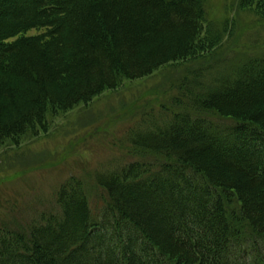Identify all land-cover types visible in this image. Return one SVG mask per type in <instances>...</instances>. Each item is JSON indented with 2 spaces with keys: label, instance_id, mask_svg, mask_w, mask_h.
Listing matches in <instances>:
<instances>
[{
  "label": "trees",
  "instance_id": "16d2710c",
  "mask_svg": "<svg viewBox=\"0 0 264 264\" xmlns=\"http://www.w3.org/2000/svg\"><path fill=\"white\" fill-rule=\"evenodd\" d=\"M240 6L264 14V0ZM205 23L203 0H0V146L124 79L205 56L218 44ZM195 99L236 125L178 113L138 136L172 161L98 175L108 197L99 218L71 179L57 214L0 227V264L264 263V59ZM214 188L238 199L248 227L233 225Z\"/></svg>",
  "mask_w": 264,
  "mask_h": 264
},
{
  "label": "rangeland",
  "instance_id": "374dc122",
  "mask_svg": "<svg viewBox=\"0 0 264 264\" xmlns=\"http://www.w3.org/2000/svg\"><path fill=\"white\" fill-rule=\"evenodd\" d=\"M203 8L205 30L218 41L210 53L167 64L139 80L124 79L88 104L48 115L46 131L28 132L19 143L9 140L0 146V227L24 229L57 214L59 191L66 183L75 185L71 179L81 183L94 215L101 217L108 197L97 176L134 162L159 169L172 161L138 147L134 140L164 127L178 113L216 127L236 125L232 119L201 109L195 98L221 81L235 79L249 61L264 59V14L242 8L240 0H203ZM214 189L224 200L228 216L237 219L233 225L248 227L238 199Z\"/></svg>",
  "mask_w": 264,
  "mask_h": 264
}]
</instances>
